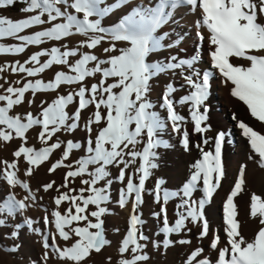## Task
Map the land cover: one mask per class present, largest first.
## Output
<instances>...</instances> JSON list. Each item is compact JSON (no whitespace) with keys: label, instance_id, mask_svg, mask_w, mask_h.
Here are the masks:
<instances>
[{"label":"snow or ice","instance_id":"1","mask_svg":"<svg viewBox=\"0 0 264 264\" xmlns=\"http://www.w3.org/2000/svg\"><path fill=\"white\" fill-rule=\"evenodd\" d=\"M18 2L25 5L20 11L30 15L16 20L0 16V40L11 37L19 42L0 43V54L19 55L28 46L61 42L76 35L82 39L75 46L53 44L31 53L23 62L0 65V72L20 74L14 82L5 80L6 88L0 84V147L20 141L11 153L12 160L0 159V191L7 187L0 200V228L11 229L5 239L16 241L27 228L42 237L43 264L52 257L60 264H88L93 254H100L112 243L106 237L103 217L110 214L106 205L111 201V186L120 182L123 187L117 203L121 208L131 203V210L115 264H146L150 259L146 251L149 242L154 249L163 248L165 252L176 244L191 246L188 238L171 239L172 235L183 237L191 232L189 224L198 229L197 240L209 238L208 248L217 252L215 264H264V199L252 193L247 206L248 217L259 222L253 239H245L238 219L235 198L244 191V166L223 202L226 246L220 247L221 237L212 231L205 214L206 205L226 176L222 161L225 132H217L214 151L196 145L201 157L191 165L189 178L177 190L165 188L163 178H156L153 187L146 188L158 167L157 150L172 147L162 138L165 132L176 134L188 151L191 134L185 124L191 123L192 133L201 136L203 144L209 142L204 137L211 130L206 102L214 77L211 71L199 68L200 44L205 39L211 68L225 84L232 85L230 95L243 102L252 118L264 124V0H0V10ZM180 9L197 16L193 27L200 44L190 57L170 53L150 62V56L178 48L187 36L177 34L183 18L177 16ZM114 15L112 24L105 26L103 21ZM43 25L47 27L22 34ZM232 58L249 63L234 64ZM54 66H59L58 70L47 81L37 78ZM168 74H178L184 83L177 87L169 80L154 104L150 99L152 81ZM97 76L98 81L88 83ZM62 87L68 89L64 94L59 93ZM180 89L184 94L177 97ZM40 93L57 94L50 102L41 100L35 114L14 113L16 106H34ZM73 105L69 113L67 109ZM178 107L186 108L187 116ZM89 108L93 110L85 116ZM98 125L103 126L96 128L93 136L94 126ZM237 127L254 154L249 159H255L264 169V134L244 121H238ZM33 129H37L39 148L28 145L27 134ZM77 131L85 133L83 143L61 139L60 134ZM81 150L84 155L72 159L73 153ZM58 151L59 157L52 160ZM21 162L25 164L23 175L29 179L19 175ZM46 163L49 175L64 170L62 182L57 185L55 180H49L33 191L29 180ZM111 168L117 170L115 177ZM77 179L82 185L79 188L72 186ZM17 188L24 192L19 198ZM41 190L56 193L51 197L54 208L42 217L44 231L34 226V219L24 217L27 209L38 206L43 199L38 195ZM146 191L159 205L152 215L162 221L156 233L163 234L162 240L150 241L144 232L146 222L140 209ZM197 191L202 194L198 199L194 198ZM174 200L179 202L175 204V218L170 221L167 205ZM65 204L67 207L61 211ZM21 246L12 243L0 248L15 254ZM106 262L113 264L112 257H106ZM182 264L213 261L205 255L204 247L196 246L185 254Z\"/></svg>","mask_w":264,"mask_h":264},{"label":"bare ground","instance_id":"2","mask_svg":"<svg viewBox=\"0 0 264 264\" xmlns=\"http://www.w3.org/2000/svg\"><path fill=\"white\" fill-rule=\"evenodd\" d=\"M177 16L183 17L180 25L177 26V34L187 33V36L178 48H173L172 50L180 51V49L183 48L185 51L180 52H192L193 55L196 45L200 44V42L196 39V29L193 27V22L195 21L197 16L186 12L184 9H180L177 12ZM115 19L116 16L114 15L112 17L106 18L103 23L105 26H110ZM166 30L167 28L162 29V31ZM204 35L205 37H207L208 35L206 30L204 31ZM69 39L74 43L75 41L78 42L79 40H81L82 37L76 35ZM60 43L58 42V44ZM204 45L209 46L207 39L203 41V44L200 45V47H204ZM104 46H107V44H105ZM96 51L97 54L100 53L99 49ZM155 55L156 54H153V56ZM201 57L202 58L199 63V68L211 71L214 77L211 81L209 100L206 102L209 108V119L207 121V124L211 126V130L205 133L204 137L208 138L209 142L205 145L203 144V138L201 136L189 132L191 134V147L190 150L185 151L179 143V139H177L176 134L170 133V131L165 132L162 138L168 140L172 147L167 149L161 147V149H164L165 152L161 153L159 159L156 160L158 167L153 170V176L148 182H146V188L151 189L156 178H163L166 182L164 185L165 188L169 190H177L189 178L192 171L191 165L201 157L200 150L196 147V145L199 144L206 151H214V138L217 132L222 131V128L227 129L226 140L222 147V161L225 167L226 176L222 180L221 186L214 194L213 199L208 205H206L205 208V214L209 221L210 227L214 233L218 234L221 237L220 247H224L226 246L227 240L223 231V202L226 199L227 194L230 192L231 186L233 185L235 179L238 177L241 166L245 167V186L244 191L237 198H235V202L238 206V219L240 220L242 225L241 232L245 239L251 240L254 238V235L259 228L258 220H253L248 217L247 206L250 202V196L252 193H256L257 195L261 196L262 199H264V169L258 166L255 159H249V157L253 156L254 154L251 152L246 138L242 136L241 130L237 127V123L238 121H244L249 126H252L255 130L261 132L262 134H264V124H261L260 122L252 118L243 102L230 95V89L232 85L230 83L225 84L223 82V78L219 75V73L211 68V61L209 59L210 57L206 55H202ZM15 60L16 58L7 60L0 57V65L5 64L7 61L8 64H11L13 63V61L15 62ZM232 63L247 66L249 62L242 58H232ZM58 67L59 66H54L51 70L42 73L41 76H43V80L47 81L50 77H52L53 73L58 70ZM19 78V74H13L10 71L0 72V84H3L5 88L8 86V84L5 83V80L14 82ZM67 90V87H62L59 90V93L64 94ZM181 90L182 92L184 91L183 89H180L178 91ZM0 92H2V89H0ZM56 94L57 93L37 94V96L35 97L34 106L29 107L26 103L22 106H16L14 108V113H19L20 111H32L35 114L38 111V105L40 104L41 100H48L50 102ZM150 99L153 101V103L155 102V97L150 96ZM92 110L93 109L90 108L84 114H90ZM178 110L181 112V114L187 116L186 108L178 107ZM233 115H235L236 119H233ZM190 125L191 123H186L185 127L188 129ZM102 126L103 125L94 126V129H96V127L98 128ZM36 132L37 129H33L30 130L27 134L28 145L39 148L41 145L36 139ZM60 135L61 139L80 140L82 143L85 137V133L83 131H77L72 135L64 133ZM94 135L95 132H93V136ZM19 144V139H16L13 140L6 148L0 147V159L12 160L13 157L11 153L13 150H15L16 147H18ZM59 155L60 152L58 151L53 155L51 159L55 160L59 157ZM82 155H84L83 150L76 151L73 153L72 159H77ZM19 166V175L21 179H29L27 177H24L23 175L25 164L21 162ZM48 167L49 164L46 163L36 171L33 177L30 178V186L34 191L39 187V185L49 180H55L57 182V185L62 182V175L64 170L61 169L58 170L55 174L49 175L47 173ZM110 171L112 172L113 177L118 174L115 168H111ZM72 186L75 188H79L82 185H80L79 179H77ZM121 187H123V184H121L120 182H115L111 186V201L106 205L109 209L110 214L103 217V219L105 220L104 227L106 237L111 240L112 243L110 246H107L100 254H93L89 259L88 264H107L106 257L108 256L112 257L113 264H115V261L119 258L117 249L120 239L126 231L127 221L131 210V203H129L128 206L124 208H121L117 203L118 192ZM6 191L7 187L5 186L3 191H0V197ZM15 192L17 194H20L21 196L24 195L23 190L20 188L15 189ZM38 195L45 198V200H48L46 201L48 202V208H54V205L51 202V197L56 195L54 191L44 193L41 190ZM201 195V192L197 191L194 193V198L198 199ZM178 202V200H174L169 202V204L167 205L170 221L174 220L175 218V204ZM64 207H67V204L62 205L61 211H63ZM29 210L32 211L31 213H33V219L37 222L36 224L40 222L41 229L45 230L43 228L42 220L40 221L37 218L41 217L40 214L44 216L45 212L40 210L38 206H34L27 209L24 213V216L28 214L27 212ZM158 210L159 205L153 202L152 195H150L146 191L144 194V204L142 205L140 211L143 213V219L146 222L144 225V232L149 236L150 241L163 239L162 233L159 236L156 235L159 227L162 226V221H158L152 215L154 211ZM188 227L192 229L191 232L184 233L183 237L172 235L171 239L176 240L178 238H188L192 241L191 246H182L176 244L174 247L169 248L165 252L163 248L159 250L154 249L149 242L146 251L150 255V259L146 262V264H182V260L184 259L185 254L189 252L191 248H194L196 246L204 247L205 255L212 259L213 264H215L217 252L208 248L209 238H206L203 241L197 240L196 237L198 229L191 224H189ZM115 229H119V232L115 231ZM50 260L54 264H60V261L58 259L51 258Z\"/></svg>","mask_w":264,"mask_h":264},{"label":"rangeland","instance_id":"3","mask_svg":"<svg viewBox=\"0 0 264 264\" xmlns=\"http://www.w3.org/2000/svg\"><path fill=\"white\" fill-rule=\"evenodd\" d=\"M24 6L25 5L22 2H18L13 7H8V8L0 10V16L9 17V18H11L13 20H16V19L22 18V17H24L26 15H30V14L22 13L20 11V9L22 7H24ZM43 27H47V25L36 26V27H34L32 29L26 30L25 33H22V34H31L34 31L41 30ZM70 41H71L70 39H67L65 41H61V43L63 42L62 44H64V43L70 44L69 46H75L76 43H77V41H75L74 43L72 41L71 42ZM0 43H4L6 45H11L13 43H19V42L14 40L11 37H7V38H4V39L0 40ZM53 44H55L56 46H60V44H58V42L47 41L46 43H44L43 45H40V46H28L26 51L23 54H19V55L0 54V57L4 58V59H7V60L11 59V58H16V60H19V61L23 62L24 60H26L28 58V56L31 53H34L35 51H38L41 48H49ZM105 44H107V43H105ZM202 44H200V45H202ZM200 48H201V56L202 55L209 56L208 55L209 46L204 45V47L201 46ZM82 50H84V49H82ZM170 53L171 54H179V56L181 55L180 57H186V56L190 57L192 55V52H180V51L171 49V50H168V51L160 52V53L156 54L155 56L152 55V56L149 57V60H150V62H154L157 58H165V57L169 56ZM42 77L43 76H41V74H40V76L37 77V78H42ZM29 79H35V78H29ZM98 79H99V76H97L94 79H90L88 81V83L90 84L92 82L98 81ZM169 80H172L177 85V87H179L183 83V80L179 77L178 74L175 77H173L171 74H168L167 76H163L162 75L158 79L153 80L152 81L151 96L155 97L154 104L158 103V100H157L158 94L162 91L163 86ZM183 93H184V91L182 92V90L181 91H177L176 96L178 97V96L182 95ZM67 110L69 111V113H71L74 110V105L72 107L69 106V108ZM157 110H159V109H157ZM19 113L20 114H24V113H26V111H20ZM87 114L89 115V113H87ZM87 114H84V115L87 116ZM187 130L189 132H192V125H190V127ZM222 131L227 133V129H225V128H222ZM94 132H95V129H94ZM177 139H179L178 136H177ZM157 151H158V159H159L160 154L164 153L165 151H164V149H161V148L158 149ZM32 190H33V188H32ZM17 195H18V198L21 196L20 194H17ZM2 198H3V195L0 197V200H2ZM44 200H45V198H43L42 200L38 201V208L40 210L44 211L45 214H50L52 209L48 208V202H46L48 200L47 199L45 201ZM31 212L32 211L29 210L27 212L28 214L26 216H24V217H30V218L33 219L34 216H33V213H31ZM40 216L41 217H37V218L41 221L42 220L41 218L43 216L41 214H40ZM24 217H18V219L22 221L24 219ZM13 223H15V221H13ZM34 226L35 227H40V222H38V224H35ZM10 231H11V229L9 227L0 228V245H4L6 247V246H10L12 243H20L22 246L19 249V251L17 253H15V254L6 253L3 250V248H0V264H32V261H36L37 264H43V261L41 260V257H42V254H43L42 237H41V235H38V234H36L34 232H30V231L27 230V228H24L21 231V233H20L19 239L16 240V241H11V240L5 239V234L9 233ZM42 231H44V230H42ZM122 237H121V239H122ZM52 258L57 259L56 257H52ZM48 264H54V263L51 262V260H49Z\"/></svg>","mask_w":264,"mask_h":264}]
</instances>
